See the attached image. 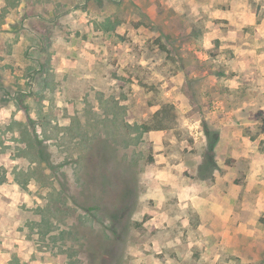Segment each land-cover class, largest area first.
<instances>
[{
	"label": "rangeland",
	"instance_id": "1",
	"mask_svg": "<svg viewBox=\"0 0 264 264\" xmlns=\"http://www.w3.org/2000/svg\"><path fill=\"white\" fill-rule=\"evenodd\" d=\"M263 132L264 0H0V264H264L263 212L239 261L155 221L211 137L224 173Z\"/></svg>",
	"mask_w": 264,
	"mask_h": 264
},
{
	"label": "crops",
	"instance_id": "2",
	"mask_svg": "<svg viewBox=\"0 0 264 264\" xmlns=\"http://www.w3.org/2000/svg\"><path fill=\"white\" fill-rule=\"evenodd\" d=\"M237 111L241 112L240 109ZM233 134L236 137L228 144H236L241 138L240 134ZM221 138H226L222 130ZM238 148L228 154L233 160H238L233 165L234 172L227 166L224 173L217 170L221 168V158L216 151L215 169L209 168L202 173L200 167L205 164V159L200 154L193 158L198 162L199 174H194L192 163L187 161L176 167L182 175L172 174L168 181L171 192L177 197L174 209L179 214L164 216L159 213L155 218L156 228L179 226L189 238L209 236L216 243L214 247L202 246V253H186V257L211 258L218 254L212 253L213 250L234 249V259L239 261L243 258L242 246L257 236L256 215L264 213V153L256 151L250 156L243 149L241 152V146ZM243 158H250L245 168L242 166ZM163 207L162 204L160 208ZM195 211L201 214L197 222L196 217L194 219L190 214ZM192 245L190 243V248ZM172 256L182 257L181 253H173Z\"/></svg>",
	"mask_w": 264,
	"mask_h": 264
},
{
	"label": "trees",
	"instance_id": "3",
	"mask_svg": "<svg viewBox=\"0 0 264 264\" xmlns=\"http://www.w3.org/2000/svg\"><path fill=\"white\" fill-rule=\"evenodd\" d=\"M120 3V5L122 4L121 2H118V4ZM110 29H112L113 27L111 26V27H109ZM210 134V133H209ZM212 138V143H211V145H210V147H209V151H207V154L205 155V164H203V166H201L200 167V169H201V172L202 173H205V172H207L208 170H209V168H212V170L213 169H215L216 168V161H215V151H213L214 150V147H215V142H216V140L218 139V136L217 135H215V137H211ZM104 149V148H103ZM107 157H105V161L107 162ZM99 161H101L102 162V158H99ZM98 161V163L96 164V161H95V163H94V165L96 164V166L94 167V165H93V167L91 166V165H88V171H87V177H88V179H87V182H88V184H89V186L90 187H92V184H97V183H99V184H101V185H106L107 184V180H108V173L107 172H105V173H101V174H98V164L101 166V167H103L102 169L104 170V168H106L102 163H100ZM104 161V160H103ZM92 170V171H91ZM107 170V169H106ZM100 178L101 179H103V180H100ZM102 182H103V184H102ZM105 183V184H104ZM106 231H108V229H107V227L106 226H104V234H102V236H100V238L101 239H103L104 238V240L101 242V245H99V250L101 249V248H103V247H106V244H104V241L106 240V241H108V239L110 238L109 237V235H107L105 232ZM118 231L116 230V229H113L112 230V233H113V235L114 236H116V238H119L120 236L118 235V233H117ZM98 239H96V241H95V243L96 244H98V242L99 241H97ZM94 241V240H93ZM106 241H105V243H106ZM94 246V245H93ZM104 253H99V255H103ZM121 260V256L119 257V260L118 261H120Z\"/></svg>",
	"mask_w": 264,
	"mask_h": 264
}]
</instances>
